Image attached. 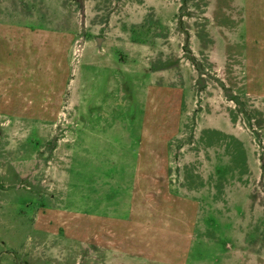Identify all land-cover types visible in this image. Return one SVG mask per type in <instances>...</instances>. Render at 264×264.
Masks as SVG:
<instances>
[{"label":"rangeland","instance_id":"374dc122","mask_svg":"<svg viewBox=\"0 0 264 264\" xmlns=\"http://www.w3.org/2000/svg\"><path fill=\"white\" fill-rule=\"evenodd\" d=\"M0 264H264V0H0Z\"/></svg>","mask_w":264,"mask_h":264}]
</instances>
